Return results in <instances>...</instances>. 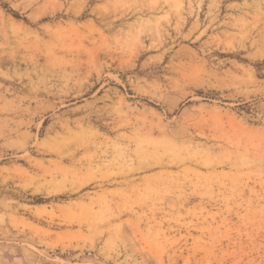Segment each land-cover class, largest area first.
<instances>
[{
    "label": "rangeland",
    "instance_id": "rangeland-1",
    "mask_svg": "<svg viewBox=\"0 0 264 264\" xmlns=\"http://www.w3.org/2000/svg\"><path fill=\"white\" fill-rule=\"evenodd\" d=\"M1 1L0 264H264V0Z\"/></svg>",
    "mask_w": 264,
    "mask_h": 264
},
{
    "label": "trees",
    "instance_id": "trees-1",
    "mask_svg": "<svg viewBox=\"0 0 264 264\" xmlns=\"http://www.w3.org/2000/svg\"><path fill=\"white\" fill-rule=\"evenodd\" d=\"M0 5L4 8V9H6V10H8V6L7 5H5V4H3V2L0 0ZM17 19H19L20 17L18 16V15H14ZM44 203H46V201H44L43 199H36V201L33 203L34 205H42V204H44Z\"/></svg>",
    "mask_w": 264,
    "mask_h": 264
}]
</instances>
